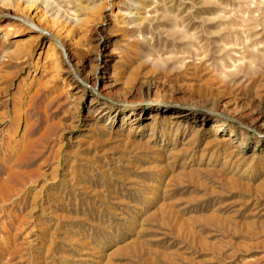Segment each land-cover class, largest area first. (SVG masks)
<instances>
[{"label":"rangeland","instance_id":"obj_1","mask_svg":"<svg viewBox=\"0 0 264 264\" xmlns=\"http://www.w3.org/2000/svg\"><path fill=\"white\" fill-rule=\"evenodd\" d=\"M30 32L52 38L56 55H17L14 45L28 42ZM194 69L209 78L213 99L224 94L235 108L205 102L193 122L190 115L170 119L164 126L168 140L176 137L172 144L159 131L163 120L204 102L187 88ZM145 72L174 92L111 84ZM253 96L264 103V0H0V112L7 115L0 124V238L13 255L7 264H101L113 247L111 264H264V118L256 120ZM105 101L113 104L112 121ZM148 106L158 107L155 119H145ZM135 107L142 108L134 112L138 128L127 134L121 118ZM217 118L224 127L215 131ZM179 147L172 172L184 171L171 181L174 209L194 219L214 212L211 222L196 220L195 241L160 220L145 199L158 149L165 157ZM226 154L231 160L222 169ZM55 161H62L58 184L44 195L53 200L56 192L67 206L27 218L30 182L42 184L40 171ZM249 163L255 172L243 173Z\"/></svg>","mask_w":264,"mask_h":264},{"label":"bare ground","instance_id":"obj_2","mask_svg":"<svg viewBox=\"0 0 264 264\" xmlns=\"http://www.w3.org/2000/svg\"><path fill=\"white\" fill-rule=\"evenodd\" d=\"M99 16L103 19L104 18V15L103 14H99ZM33 34V33H32ZM31 32L29 34V37L26 38V39H23L24 41H28L26 43H19V45H14L15 48H14V52L18 55V54H21L23 55V57H29L31 53L33 52H36L37 51V58L38 56L43 53L44 54V57H46V61L51 59L49 58L51 55H56V48H55V45H56V42L52 39V38H49L48 40H45V37H48L46 34H42L40 38H37L38 34L37 35H32ZM99 40L101 42L104 41V37L100 36L99 37ZM23 42V41H22ZM6 54V53H5ZM34 67L36 66V63H34L33 65ZM58 60H54L50 63V70H52V74H51V77L55 76L56 74H58L57 72H55L57 69H58ZM188 70V69H187ZM186 70V71H187ZM44 71V69L42 70ZM74 72L76 74H79L80 72V69L78 67H76L74 69ZM187 79L191 80L189 83H187V88L191 91H194V92H197L204 100V102H200V105L201 106H190V104L187 106V109L186 110H189V111H185V110H176V111H173L170 113V115L165 119L163 120L162 124H160V132L165 135L167 137V140H168V132L166 129V127L164 126V124H171L172 121L170 119L172 118H179V117H184L185 119L188 118V116L190 115V120L191 118L193 119L192 122L195 120L196 118V115L201 113L203 114L204 113V110L206 111V103H208L209 107L211 108H224L225 111H229V109H233L235 108V101L233 99H229L228 96L222 94L220 95L219 97H216L213 99V93L215 91V89L210 85L209 83V78L205 76V72L203 73H198V71H196V69L194 70H191V71H187ZM86 75V74H85ZM130 75V74H129ZM135 76V75H134ZM156 74L155 73H152V72H145L140 78L136 79L135 77L133 78L131 75L126 77L124 80H122V77H114L112 80H111V84L114 86V85H120V84H125V87L129 88V89H137L139 91V93L141 94H150V93H160V91H163V90H169L171 92H174L173 91V88L172 85L169 84V87L168 88H165V84L164 82H157L156 81ZM45 80V79H44ZM43 80V83H44V86L46 84L47 81L44 82ZM38 84V82H37ZM175 85V84H173ZM168 86V84H167ZM215 87V86H214ZM258 87V86H257ZM176 91V90H175ZM216 92H219L218 90ZM172 94V93H171ZM241 97V96H240ZM254 97V96H253ZM251 101V100H250ZM164 101L162 99H159L157 100L156 103L160 104V103H163ZM103 104L105 105V107L103 109H106L109 113V116L108 118H110V121L113 120V117H111V113H110V110H112V107H113V104L111 103H108L107 101L103 102ZM150 108H152L153 106H148ZM250 107H252V110H253V113L255 114V118L256 120H260L262 118H264V103L259 99V97L255 96L253 98V100L250 102ZM140 109H142L141 107H139ZM138 108V109H139ZM206 108V109H204ZM136 107L135 108H132L130 109L127 113H124L122 115V120L123 122H125L127 125H128V131H127V134H130L133 132L135 133V129L138 128V125H136L134 127L133 124H135L137 121H138V117H136L138 113H134L136 110H138ZM158 109L157 106L153 107L151 110L147 111V117H145V119H155V117H157V114H156V110ZM223 109V110H224ZM140 111V110H139ZM1 115H0V124H2L4 122V119L7 117V115H4L3 112H0ZM76 119V117H75ZM74 120V119H73ZM178 120V119H177ZM203 120V119H202ZM78 121V120H77ZM6 122V121H5ZM4 122V123H5ZM8 122V121H7ZM189 122V121H188ZM191 122V121H190ZM111 123V122H110ZM124 123V124H125ZM212 123V127L213 129L216 131L222 129V126L224 127V121H222V119L220 118H217L215 120H212L211 121ZM140 124V123H139ZM76 125V124H75ZM75 125H72V127H75ZM133 125V126H132ZM24 127V126H23ZM27 127V126H26ZM25 127V128H26ZM71 127V128H72ZM27 130V129H26ZM153 130V128H152ZM25 130L23 129L22 133H21V136L23 134H25ZM175 132V131H174ZM231 132V130H230ZM88 133V132H87ZM214 134V132H213ZM170 135V134H169ZM174 135H176L174 133ZM129 136V135H128ZM127 136V137H128ZM198 137V136H197ZM173 138V137H172ZM171 138V139H172ZM21 139V138H20ZM169 138V140H171ZM168 140V141H169ZM195 140V139H194ZM222 140V139H221ZM259 141V140H257ZM264 141V140H263ZM16 142V141H15ZM20 142V140L18 141ZM172 144H175L176 142V137L172 139ZM194 142V141H193ZM189 143V142H188ZM210 143H213V141H210L209 142H206V146L209 145ZM22 144V143H21ZM29 145V144H28ZM27 145V146H28ZM63 145V143L61 144ZM188 145V144H187ZM219 145V144H218ZM59 146V145H58ZM190 146V145H189ZM217 146V144H216ZM29 147V146H28ZM62 147V146H61ZM177 147V146H176ZM181 147V146H180ZM179 149H172L168 151L167 155L165 157H162L161 155V150L158 149L159 151L157 152V157L161 160V162H159V164H155V167H154V174H155V183L151 184V187L149 188V191L145 197V199L148 201V203H150L151 205L154 206L153 208V212L152 213H156L157 215H159V219L164 221V220H169L175 227H176V230H178V232L182 233L181 235H185L187 236L190 241L191 239H200L198 236H196L194 234V225L196 224V220H199V222H211V220H213V214L214 212L211 211L207 214H205L203 217L202 216H198L197 219H194V218H184L182 216V214L178 213L177 210L174 209V205H173V200H172V196H173V193L175 192L174 190H171V181L172 180H175L177 178H180L179 175L182 173L183 174V169H179L177 170L175 173L172 172V165L175 164L179 159H180V156L182 155V148ZM240 145H237V148H239ZM26 148V147H25ZM58 148V147H57ZM189 148V147H188ZM193 148V146H192ZM204 148V147H203ZM209 148V147H208ZM211 148V147H210ZM221 148V147H220ZM218 149V147H217ZM27 150V148H26ZM60 150V149H58ZM57 150V151H58ZM154 150V149H153ZM152 150V151H153ZM156 150V149H155ZM184 150V149H183ZM21 151V150H20ZM163 151V150H162ZM202 151V150H201ZM205 152V150H204ZM26 154V153H24ZM60 154V153H59ZM190 154V153H189ZM205 154V153H204ZM219 154V153H218ZM58 155V153H57ZM202 155V154H201ZM215 155V154H214ZM23 156V155H22ZM155 156V157H156ZM185 156V155H184ZM33 157V156H32ZM154 157V156H153ZM192 157V156H191ZM206 157V156H205ZM233 157V156H232ZM57 158V157H56ZM182 158V157H181ZM188 158V157H187ZM156 160V158H153ZM158 159V160H159ZM212 159V158H211ZM210 159V160H211ZM223 161L221 163V166H222V169L224 168V166H226V162L229 163V161L231 160L230 157H228V155L226 154L225 156H223ZM192 159H190L191 161ZM186 161V160H185ZM208 161V159H207ZM217 161V156H215L212 160L211 163H215ZM235 161V160H234ZM56 162V161H55ZM209 162V161H208ZM61 163L62 161H59V162H56V164L54 165H51L49 170L47 171V173H43L40 171L37 172L38 174L42 175V184H39L38 182V179L37 178H34L30 184L31 186L29 187L28 189V194L30 195V200H29V203L27 204V207H29V213L31 212V214L28 215L27 218H31L32 216V213L35 212V211H39V212H44V210H52V208H60V209H63L65 208L67 205L65 202H63L60 198H59V194L57 195L56 192L53 193V200L52 199H49L48 200V197H46L44 195V192L47 193V189L49 188H52L53 185H55L57 182H58V177H59V170L60 168L62 167L61 166ZM179 163V162H178ZM184 163L185 162H181V166L183 165L184 166ZM191 163V162H190ZM195 163V162H194ZM204 163V162H203ZM256 163V162H255ZM226 164V165H225ZM188 167H189V162L187 163ZM37 166V165H36ZM153 166V164L151 165ZM192 167V165H190ZM233 166V165H232ZM260 166V165H259ZM263 166V165H262ZM261 166V167H262ZM202 167V166H201ZM211 167V166H210ZM38 168V166H37ZM67 168V167H66ZM199 168V167H198ZM196 168V170L198 169ZM205 169V167H203ZM214 168V167H213ZM220 168V167H219ZM232 169V167H230ZM176 169V168H175ZM191 168H189L187 170V172L189 173V171L192 172V169L190 170ZM153 170V169H152ZM206 170V169H205ZM236 170V168H235ZM256 170V167L249 163L247 167H245L242 172H249L252 174V172H255ZM32 171H39V170H33ZM215 171V170H214ZM224 171V170H222ZM233 171V170H232ZM30 172V171H29ZM67 172V171H66ZM77 172V171H76ZM75 172V173H76ZM186 172V173H187ZM225 172V171H224ZM228 172V171H227ZM36 173V175H38ZM235 173V172H234ZM69 174V173H68ZM190 174V173H189ZM224 174V173H223ZM248 174V173H247ZM218 175V174H217ZM259 175V174H258ZM75 178L78 179V177H76V174L73 175ZM72 176V177H73ZM188 176V175H187ZM233 176V174H232ZM248 176V175H247ZM189 177V176H188ZM197 177V176H196ZM64 178V177H63ZM186 178V177H185ZM194 178V177H193ZM221 178V177H220ZM227 178H230L229 175H227ZM260 178V177H259ZM153 179V178H152ZM218 179V178H217ZM235 179V178H234ZM240 180V178H238ZM246 179V178H245ZM250 179V178H249ZM253 179V178H252ZM62 180V179H60ZM187 180V179H186ZM242 180V179H241ZM77 181V180H76ZM178 181V180H177ZM188 181V180H187ZM196 181V180H195ZM228 181V180H227ZM229 182V181H228ZM242 183L244 181H241ZM264 182V181H263ZM143 183V182H142ZM234 183V182H233ZM2 184V183H0ZM58 184V183H57ZM141 184V183H140ZM239 184V183H238ZM256 184V183H255ZM76 185V184H75ZM148 185V184H147ZM225 185V184H224ZM223 185V186H224ZM262 185V184H261ZM198 186V185H197ZM226 186V185H225ZM58 187V186H57ZM234 187V186H233ZM230 188V187H229ZM254 188V187H253ZM252 188V189H253ZM232 189V188H231ZM242 189V187H241ZM243 190V189H242ZM247 190V189H246ZM263 190V189H262ZM50 191V190H49ZM86 191V190H85ZM180 191V190H179ZM253 191V190H252ZM251 191V192H252ZM142 194V193H141ZM252 194V193H251ZM61 195V194H60ZM255 195V194H254ZM263 195V194H261ZM260 195V197H261ZM177 196V195H176ZM175 197V196H174ZM179 197V196H177ZM255 197V196H254ZM259 197V196H258ZM248 199V198H247ZM255 199V198H254ZM75 200V199H74ZM143 202V201H142ZM177 202V201H176ZM76 204V203H75ZM180 206V205H179ZM69 207V206H68ZM151 207V206H150ZM181 207V206H180ZM213 209V207H211ZM148 209V208H147ZM67 210V209H66ZM189 211V210H188ZM56 213V212H55ZM216 213V212H215ZM43 214V213H42ZM150 214V212H149ZM202 214V213H200ZM151 215H149L150 217ZM188 216V215H187ZM192 217V216H191ZM144 218V217H143ZM22 219V218H21ZM20 219V220H21ZM155 219V218H154ZM223 219V218H222ZM38 220H41V219H38ZM148 220V219H147ZM145 220V221H147ZM156 220V219H155ZM158 220V219H157ZM40 222V221H39ZM44 222V221H43ZM141 222V220H140ZM139 222V224H140ZM19 222H17L18 224ZM38 223V222H37ZM143 223V222H142ZM39 224V223H38ZM160 224V223H159ZM243 224V223H242ZM250 224V223H249ZM19 225V224H18ZM40 225V224H39ZM43 225V224H42ZM252 225V223H251ZM171 226V225H170ZM21 227V226H20ZM25 227V226H24ZM168 227V226H167ZM207 227V226H205ZM16 228V227H15ZM19 228V227H18ZM33 228V227H32ZM172 228V227H171ZM214 228V227H213ZM17 229V228H16ZM22 229V228H20ZM173 229V228H172ZM200 229V228H199ZM245 231V230H244ZM248 231V230H247ZM179 233V234H180ZM198 233V232H197ZM177 234V232H176ZM202 235V234H201ZM248 236V235H247ZM4 237V236H3ZM45 237V236H44ZM72 238V237H71ZM136 239V238H135ZM52 240V239H50ZM134 240V239H133ZM184 240V239H183ZM7 241V240H6ZM128 241V240H127ZM130 241V240H129ZM128 241V242H129ZM188 241V240H187ZM195 241V240H193ZM189 242V241H188ZM196 243V242H195ZM202 243V242H201ZM40 244V242H39ZM125 244V243H124ZM123 244V245H124ZM205 244V243H204ZM119 245V244H118ZM129 245V244H128ZM202 245V244H201ZM13 246V245H12ZM20 247V245H18ZM139 246V244H138ZM9 247V246H8ZM43 247V246H42ZM123 248H126V246H122ZM129 248V247H128ZM9 248H6L4 247V238H0V264H7L8 263V260H9V256H10V252L8 250ZM17 249V247H16ZM20 249V248H19ZM18 249V250H19ZM48 249V248H47ZM99 249V247H98ZM119 248L116 247L111 250H109L108 252L105 253V255H103L102 257V261L99 260V263L101 264H111L112 263V255L118 250ZM133 249V248H132ZM15 250V249H14ZM97 250V249H95ZM130 250V249H129ZM23 251V250H22ZM105 252V251H103ZM32 253V252H31ZM98 253V252H97ZM100 253V252H99ZM98 253V254H99ZM102 253V252H101ZM119 253V252H118ZM12 254V253H11ZM15 254V253H14ZM93 254V253H92ZM100 255V254H99ZM165 255V254H164ZM13 256V255H11ZM10 256V258H12ZM98 256V255H96ZM40 259V258H38ZM21 261V260H20ZM36 261V260H35ZM41 261V260H40ZM43 261V260H42ZM115 262V261H114ZM41 264V263H40Z\"/></svg>","mask_w":264,"mask_h":264}]
</instances>
